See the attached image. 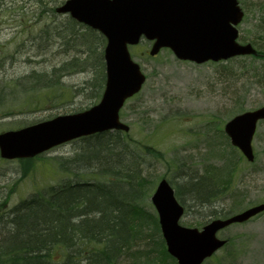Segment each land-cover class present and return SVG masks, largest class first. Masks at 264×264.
I'll return each mask as SVG.
<instances>
[{"label": "rangeland", "instance_id": "rangeland-1", "mask_svg": "<svg viewBox=\"0 0 264 264\" xmlns=\"http://www.w3.org/2000/svg\"><path fill=\"white\" fill-rule=\"evenodd\" d=\"M46 1L0 0V133L82 111L103 93V37L55 14L62 0ZM238 2L244 10L238 41L250 43L259 57L195 65L177 60L168 49L152 58L146 53L150 46L142 42L131 55L146 82L120 111L129 131L118 133L116 143L110 132L105 142L91 143L101 147L93 157L86 141L74 140L29 163L0 159V241L13 230L8 223L20 200L47 194L65 181L106 183L96 172L106 165L117 173L114 180L135 174L144 182L135 191L113 183L118 200L110 203L131 200L143 213L127 218L136 234L111 264H175L165 251L150 199L163 178L181 192L184 227L201 228L264 203V122L253 137L254 162L242 157L223 130L236 114L264 105V0ZM200 179L216 191L202 205L184 189ZM217 236L229 242L204 264H264V212ZM90 248L84 246L86 255Z\"/></svg>", "mask_w": 264, "mask_h": 264}, {"label": "water", "instance_id": "water-1", "mask_svg": "<svg viewBox=\"0 0 264 264\" xmlns=\"http://www.w3.org/2000/svg\"><path fill=\"white\" fill-rule=\"evenodd\" d=\"M57 11L69 12L77 21L101 31L107 38L104 51L107 82L102 100L81 114L60 116L1 134L3 158L33 157L72 138L105 129L127 131V126L118 122L117 112L127 97L139 91L145 79L138 65L132 62L126 45H134L141 35L156 38L151 55L161 47H169L177 58L197 64L257 54L250 44L240 46L235 42L238 31L234 26L243 15L236 0H68ZM259 120H264V107L237 115L224 127L232 145L248 162L254 159L251 143ZM156 188L152 203L167 252L177 264H201L225 243L216 238L221 228L245 222L264 211L262 204L227 220L212 221L201 231L184 228L178 224L183 209L174 198V190L165 180Z\"/></svg>", "mask_w": 264, "mask_h": 264}, {"label": "trees", "instance_id": "trees-1", "mask_svg": "<svg viewBox=\"0 0 264 264\" xmlns=\"http://www.w3.org/2000/svg\"><path fill=\"white\" fill-rule=\"evenodd\" d=\"M70 23L75 27L74 22ZM94 138L102 140L105 135H94ZM88 147L92 157L98 155L100 147L94 153ZM97 175L110 179L111 185H96L91 190L87 183L66 184L49 195H34L14 207L8 223L13 230L0 241V264H111L126 248L128 237L136 234L127 218H139L143 211L131 200L119 205L110 203L109 200H117L112 188L117 173L112 168L102 166ZM124 178L122 182L128 189L142 190L144 182L137 175L125 174ZM209 185L200 179L189 181L184 189L198 197L202 205L216 197V191ZM176 194L181 195L178 188ZM86 245L91 246L87 255Z\"/></svg>", "mask_w": 264, "mask_h": 264}, {"label": "bare ground", "instance_id": "bare-ground-1", "mask_svg": "<svg viewBox=\"0 0 264 264\" xmlns=\"http://www.w3.org/2000/svg\"><path fill=\"white\" fill-rule=\"evenodd\" d=\"M6 236H8V235H7V234H5L3 237H6ZM3 237H2V238H3ZM2 238H1V239H2Z\"/></svg>", "mask_w": 264, "mask_h": 264}]
</instances>
